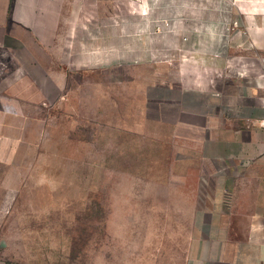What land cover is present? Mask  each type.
I'll return each instance as SVG.
<instances>
[{"label": "crops", "instance_id": "crops-1", "mask_svg": "<svg viewBox=\"0 0 264 264\" xmlns=\"http://www.w3.org/2000/svg\"><path fill=\"white\" fill-rule=\"evenodd\" d=\"M114 70L128 133L199 201L185 258L142 264H264V0H0V120L20 95L59 102L68 72Z\"/></svg>", "mask_w": 264, "mask_h": 264}, {"label": "rangeland", "instance_id": "rangeland-1", "mask_svg": "<svg viewBox=\"0 0 264 264\" xmlns=\"http://www.w3.org/2000/svg\"><path fill=\"white\" fill-rule=\"evenodd\" d=\"M68 73L59 102L20 95L10 102L17 118L0 120L1 253L32 264L185 258L199 201L189 204L185 184L170 181L178 177L163 164L167 152L161 162L149 136L128 133L137 120H120L122 109L136 110L121 102V71Z\"/></svg>", "mask_w": 264, "mask_h": 264}]
</instances>
